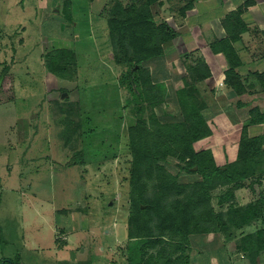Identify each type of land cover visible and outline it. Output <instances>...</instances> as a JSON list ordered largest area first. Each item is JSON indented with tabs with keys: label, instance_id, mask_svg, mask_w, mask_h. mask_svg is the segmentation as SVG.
Masks as SVG:
<instances>
[{
	"label": "rangeland",
	"instance_id": "1",
	"mask_svg": "<svg viewBox=\"0 0 264 264\" xmlns=\"http://www.w3.org/2000/svg\"><path fill=\"white\" fill-rule=\"evenodd\" d=\"M64 1L0 0V264L5 259L6 264H133L129 258L137 251L129 248L127 233L131 155L124 136L136 112L127 82L118 83L129 67L111 60L106 23H69L67 16L78 6L70 2L64 11ZM169 24L185 36L147 63L155 81L164 82L170 92L157 108L165 118L178 114L174 92L186 74L182 55L191 52L186 39L191 23ZM104 27L108 44L103 43ZM55 47L83 54L91 66L83 85L91 94L80 95L81 84L47 70L43 54ZM60 96L81 97L83 113L97 129L90 139L92 154L83 164L59 138L51 103ZM237 142L217 133L196 147L232 159ZM105 153L109 158L99 159ZM263 185L264 179L256 191H264Z\"/></svg>",
	"mask_w": 264,
	"mask_h": 264
},
{
	"label": "trees",
	"instance_id": "2",
	"mask_svg": "<svg viewBox=\"0 0 264 264\" xmlns=\"http://www.w3.org/2000/svg\"><path fill=\"white\" fill-rule=\"evenodd\" d=\"M154 1L109 0L103 11L110 58L129 67L128 74L120 77L118 83L127 82L131 92L129 102L135 104L136 112V122L124 136L125 150L131 155L127 177L128 243L131 250L137 251L129 259L133 264H186L192 235L221 232L231 240L238 230L263 217L264 191L257 192L255 186L264 179V134L251 136L248 127L263 123L264 112L259 107L249 109L250 117L241 128L235 159L227 158L220 164L211 148H197L196 144L215 135L216 129L210 121L214 117L210 101L213 91L207 86L213 72L204 57L195 52L182 55L186 74L180 75L182 85L174 92L178 114L165 118L157 112L170 92L164 82L155 81L147 63L163 57L166 45L178 32L166 20L156 19ZM70 2H63L64 11ZM192 7L193 1L182 7L181 14L185 15ZM243 13L244 8H240L228 14L222 20L227 36L210 44L212 53L224 54L229 64L224 82L237 95L247 91L239 72L243 61L235 47L242 34L251 30ZM67 19L74 23L72 13ZM103 30V43L108 44L105 27ZM43 57L51 74L81 84L80 95L91 94L90 88L83 85L89 80L91 66L80 51L55 47L45 51ZM258 78L264 90V72ZM52 101L62 146L74 151L76 162L83 164L84 158L92 154L90 139L97 129L92 126L90 116L84 115L81 97L70 100L60 96ZM108 158L105 153L99 159ZM191 174L196 176L181 180ZM247 186L255 199L240 205L236 191ZM216 190L219 192L214 194ZM237 245L255 260L264 252V227L243 234ZM6 262L9 260H3V264Z\"/></svg>",
	"mask_w": 264,
	"mask_h": 264
},
{
	"label": "crops",
	"instance_id": "3",
	"mask_svg": "<svg viewBox=\"0 0 264 264\" xmlns=\"http://www.w3.org/2000/svg\"><path fill=\"white\" fill-rule=\"evenodd\" d=\"M71 1L78 6V10L83 3L86 4L83 13L80 12L81 9L78 11L74 8V23H106L103 11L109 0ZM191 1L193 7L182 15V7ZM240 8H244L242 17L251 30L244 32L241 39L235 43L243 61L239 72L247 90L242 95H237L224 82L225 71L229 67L224 54L212 53L210 44L227 36L222 20ZM152 9L157 20L185 23L184 26L191 23V33L186 37L191 41L190 51L204 57L213 72V77L207 81L208 89L213 91L210 101L214 117L210 121L214 123L216 134L223 140H238L242 126L249 120V109L259 107L264 112V90L258 78V74L264 72V0H155ZM176 30V38L185 36ZM248 132L251 136L263 135L264 122L250 125ZM214 155L219 163L226 162V153L222 160L219 155ZM235 158L236 156L232 159ZM251 193H248V186L243 187L236 191V200L240 205H245L255 199L256 195ZM262 227L264 219L261 218L243 230H238L237 236L231 240H227L221 232L194 234L190 237L187 249L189 261L186 264H264V252H260L253 261L247 252L237 245L243 234ZM116 249L113 247L110 250L116 252Z\"/></svg>",
	"mask_w": 264,
	"mask_h": 264
},
{
	"label": "water",
	"instance_id": "4",
	"mask_svg": "<svg viewBox=\"0 0 264 264\" xmlns=\"http://www.w3.org/2000/svg\"><path fill=\"white\" fill-rule=\"evenodd\" d=\"M65 95H67V93H64L63 97H64ZM193 169H194V170H197V167H194Z\"/></svg>",
	"mask_w": 264,
	"mask_h": 264
}]
</instances>
